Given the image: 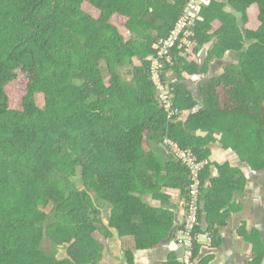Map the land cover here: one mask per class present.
I'll list each match as a JSON object with an SVG mask.
<instances>
[{"label": "trees", "instance_id": "16d2710c", "mask_svg": "<svg viewBox=\"0 0 264 264\" xmlns=\"http://www.w3.org/2000/svg\"><path fill=\"white\" fill-rule=\"evenodd\" d=\"M190 2L0 0V264H101L111 228L140 248L167 237L172 213L144 196L169 188L192 201L189 168L167 141L207 161L202 191L212 143L264 169V0H229L233 11L202 0L192 51L178 43L163 60L171 108L157 99L149 58ZM228 54L235 61L202 79L195 100L182 73Z\"/></svg>", "mask_w": 264, "mask_h": 264}, {"label": "crops", "instance_id": "0c3cea01", "mask_svg": "<svg viewBox=\"0 0 264 264\" xmlns=\"http://www.w3.org/2000/svg\"><path fill=\"white\" fill-rule=\"evenodd\" d=\"M217 1L227 4V10H234L228 4L229 0ZM210 45L198 53L201 65L207 61ZM233 61L235 56L228 54L223 61L209 63L197 75L182 73L183 83L198 100L200 81L223 75L224 66ZM168 78L170 82L179 80L173 71L168 73ZM197 109L199 106L184 111L185 119ZM216 137L221 138L218 134ZM156 148L167 155L161 146ZM210 151L204 191L201 190L197 260L199 264H264V169L261 164L251 161L246 153L243 156L219 142L212 143ZM162 192L165 197L161 200L153 199L151 195H145L144 199L154 208L172 213L174 227L169 235L152 246L140 248L132 236L122 237L115 228H111L113 237L105 239L101 264H183L180 231L187 215L186 198L179 190L164 188ZM105 209L109 211L110 218L112 210L110 207ZM109 218L104 219L106 225L110 224Z\"/></svg>", "mask_w": 264, "mask_h": 264}, {"label": "built area", "instance_id": "2783aa9c", "mask_svg": "<svg viewBox=\"0 0 264 264\" xmlns=\"http://www.w3.org/2000/svg\"><path fill=\"white\" fill-rule=\"evenodd\" d=\"M202 0H191L189 5L184 11L183 16L176 24V27L172 34L163 40L159 45L156 46L157 56L150 57L153 61L152 75L154 82L156 83L158 94L157 99L167 109H170L172 102V93L168 84L161 78V70L164 68L163 60L166 59L168 62H172V51L178 43L185 45L187 52H191L195 42L192 41V37L195 32L193 27L197 20L201 17L198 14V9ZM168 148L173 152L176 157L181 159L189 168L191 184V195L192 201L187 203V216L184 222V226L180 231V237L184 248L183 264H199L195 255V243L198 241L200 235L195 236L197 228L200 226V207L199 197L201 192V173L204 170L207 161L197 160L196 156L190 150L181 149L176 143L167 141Z\"/></svg>", "mask_w": 264, "mask_h": 264}, {"label": "rangeland", "instance_id": "374dc122", "mask_svg": "<svg viewBox=\"0 0 264 264\" xmlns=\"http://www.w3.org/2000/svg\"><path fill=\"white\" fill-rule=\"evenodd\" d=\"M227 1H228V0H227ZM124 31H125V32H124L125 36L128 38V37H129V33H128L126 30H124ZM149 59H150V58H149ZM43 103H44L43 97H42V95H39V98H38V104H39L40 106H42ZM181 119H182V120H186L185 117H183V118H181ZM102 217H103V220L109 218V211H108L107 209H105V208H103V215H102ZM67 256H68L67 249H66V248H61L60 251H59L58 257L62 259V258H65V257H67Z\"/></svg>", "mask_w": 264, "mask_h": 264}]
</instances>
